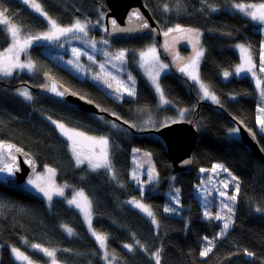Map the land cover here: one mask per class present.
Wrapping results in <instances>:
<instances>
[{
  "label": "trees",
  "instance_id": "obj_1",
  "mask_svg": "<svg viewBox=\"0 0 264 264\" xmlns=\"http://www.w3.org/2000/svg\"><path fill=\"white\" fill-rule=\"evenodd\" d=\"M38 2L62 26L70 25L77 18H90L94 22L106 13L105 0ZM233 2L237 0H144L163 32L177 24L204 31L200 78L210 86L219 103L202 101L194 84L175 71L160 78V86L172 107L160 109L150 86L140 75H137L135 97L116 101L89 79L90 38L75 34L62 37L54 44L34 43L30 50L36 65L33 73L0 78V141L12 142L29 152L38 168L45 165L54 168L59 184L85 192L92 204L94 229L107 235L109 253L120 264H155L152 253L157 250L161 264H264V164L241 141L238 132H232L237 128L236 121L242 122L255 133L264 152V132L256 123L259 101L250 77L225 79L221 76L239 63L234 45H251L253 54H259L264 30L231 11ZM164 5L168 6V12L164 11ZM210 5L218 10L211 11ZM0 9H7L9 18L27 33L47 30L44 18L19 0H0ZM76 36L81 38H74ZM153 40L113 42V49L130 50L128 66L135 72L138 52ZM9 44L10 38L0 31V51ZM73 48L84 53L78 61L72 54ZM69 60L74 62L69 64ZM45 74L93 101L100 111L106 109L108 114L114 113L113 116L123 122L135 125V129H144L139 113L145 110L153 120H160L177 119L180 116L175 109H186L184 119L192 121L198 130L192 171L174 173L163 141L146 133L152 129L131 132L116 123L117 127L112 128L111 119L105 115L86 114L46 93L33 91L31 87L43 84ZM20 86L32 90L30 102L14 94ZM49 117L92 135L103 134L97 128L109 133L113 176L106 170L92 172L84 166L77 167L67 140L58 133ZM99 117L107 122L101 125L96 121ZM133 149L151 154L158 174L156 191L147 190L141 196L140 188L132 180ZM213 161L223 164L239 182L234 223L225 236H218L221 231L218 221L204 216L209 205ZM202 168L206 171L201 172ZM176 189H179L178 204ZM128 199H141L150 206L158 221V230L150 219L124 204ZM252 206L261 210L254 212ZM165 207L175 208V211L165 212ZM63 225L72 228L74 235H67ZM204 237L213 242V250L206 257L199 253V246H207ZM31 244L56 249V259L64 264H104L81 216L63 198H55L48 209L40 197L21 187L0 183V264H18L9 247L27 250L26 245ZM125 244H131L133 251L125 250ZM28 252L36 261L48 262L41 253ZM247 252L254 255L249 256Z\"/></svg>",
  "mask_w": 264,
  "mask_h": 264
},
{
  "label": "snow or ice",
  "instance_id": "obj_2",
  "mask_svg": "<svg viewBox=\"0 0 264 264\" xmlns=\"http://www.w3.org/2000/svg\"><path fill=\"white\" fill-rule=\"evenodd\" d=\"M25 5H28L31 9H33L36 13L42 16L47 21V30L35 34H24L23 28L16 23H14L8 15L7 9H0V31H3L7 37L10 38L11 43L9 46L0 51V76L2 77H10L13 75L14 71L16 70H27V72L31 73L35 70L36 65L33 63L31 58H29L26 62L21 61V53H27V50L32 47L35 42L38 41H59L62 37H66L69 34L74 33H81L83 36L88 35L89 24L91 23L87 19L81 20L77 18L73 23L68 26H62L57 22L56 19L52 18L48 15L46 11L43 10L41 4L38 0H22ZM211 11H217L218 9L215 6H209ZM231 7L236 10L238 13L243 14L245 17L249 18L252 22L259 26V30H264V2H253V3H244V2H233ZM164 11L168 12L169 8L167 5H164ZM103 16V14H102ZM130 20L140 21L139 28L140 29H148L150 27L148 21L142 16V14L136 10L133 11L130 16ZM97 24L100 21L96 22ZM111 24L113 30L119 31H126L127 29L118 28L116 20H111ZM104 31H108L107 28ZM172 32H180V33H187L193 37V40H190L193 43V51L194 55L188 59V62L185 63L183 66L179 67V71L188 76L189 79L194 81L199 86V91L202 94V99H210L213 103H219V100L214 92L211 91L209 85L204 83L199 76V61L200 58L204 54V50L202 47H198L200 43V35L198 29L193 28H183L181 25L177 24L172 28H168L167 31L164 32V36H168L169 33ZM76 39H80L81 37L76 36ZM91 48L95 49L97 46V41L90 40L88 41ZM100 43L107 44V40H102ZM167 47V45H165ZM239 49L240 52V63L236 65L234 72H230L225 70L223 72L224 78H228L230 75L240 76L242 74H251V77L255 79V84L257 89L260 90V97L262 101H264V88L261 87L262 80L257 76V68L256 63L254 62L253 54L251 45L245 44H237L235 46ZM72 54L75 59L78 61L79 57L84 54L81 52L80 49L73 48ZM106 58L112 62V67L117 71L122 70V66L127 64L128 58V50L121 49L116 52H104L103 53ZM139 56V66L140 68L145 69L146 75L148 76L151 84L154 86L155 92L159 95L160 103L162 105L169 104L170 101L165 97L164 91L160 86L159 77L163 70L168 68L167 64H163L160 62L159 56L157 54V49L153 47H149L146 50H141L138 53ZM89 60H93L94 58L89 55ZM74 61L69 60L68 63L72 64ZM100 68L104 71L105 65L101 64ZM259 73H264V42H261L260 45V53H259ZM104 75L107 77L103 79L102 82L107 85L108 88L113 89V91L117 94V99H122L123 94H127L130 97H134L136 95L135 89V77L129 72L127 73V81L120 80L117 75H113L111 72H105ZM95 79H102L99 74H97ZM115 83V88H113V84ZM44 87L48 88V85H44ZM50 91L54 92L57 96H63L64 92L58 91L57 86L55 83H52ZM18 94L22 96L25 100L31 101L32 95L27 89L18 90ZM83 99V97H81ZM91 103V101H89ZM101 111H106V109H101ZM187 111L181 110L180 116L183 117L184 112ZM259 115L256 117V123L259 126L261 132H264V106H261L257 109ZM113 115H115L113 113ZM51 120V117L48 118ZM103 119L102 117L100 118ZM119 119V117H117ZM175 123L176 121H172ZM51 123L56 126V129L59 130L60 134L64 136L67 141L69 142L68 147L72 153V157L75 160L76 166L79 167L85 163L87 166L92 170L96 171L101 168L108 169L111 171L112 165L109 159V138L107 136H89L83 131H78L73 128H68L63 122L51 120ZM124 123H128V121H124ZM242 123V122H241ZM135 127V125H131ZM112 127H117V125L112 124ZM239 128L232 129L233 133L239 132ZM249 133L255 137V133L248 129ZM87 146L89 149L88 154H85L84 147ZM96 147H99V153H96L94 150ZM4 149H7V161L5 159ZM15 149L16 152L24 153L22 148H17L15 145L12 144H4L0 142V164L3 166L0 167V172H7L9 175H12L14 171H18L16 168V156L12 154V150ZM134 152H138L139 149H134ZM150 153H145V156L150 158ZM32 167L34 176L27 180V184L31 185L38 193H41L49 202L52 201L53 196H60L64 197L65 192L64 186H57L54 181L51 179L55 176L56 170L54 168L44 166L45 173H36L35 172V162L32 160L27 161ZM184 163H190V161H185ZM140 167V165H138ZM217 169H223L227 172V169L224 168L223 165L217 164L213 165L212 171L215 172ZM201 172L206 171L205 169H200ZM147 180L142 181L140 180L139 176L137 175L136 171L134 170L132 173V179L136 180L139 184H141V196L143 195V184L144 183H152L154 180L158 178V174L155 172L154 166H150L146 172ZM231 176V173H229ZM47 176V178H46ZM232 180L235 181L236 177H232ZM223 187L227 189L228 184L224 183ZM199 188V186H198ZM239 192V184H236L235 187V194L228 195L226 191H219V196L224 198V201H231L235 202L237 199V194ZM179 189H176V203H179L178 199ZM222 201V208L221 212H217L216 215L213 217L209 211H205L204 216L207 219H216L223 221L221 232L218 234L223 235L227 232L232 221V216L223 214V211L226 210L227 213H233V207L227 203ZM129 204L133 205L135 208L139 209L143 212L146 216L151 218V222L154 225H158V221L154 213L152 212L150 206L144 204L140 200H130L128 201ZM67 204L69 206H74L76 209L82 213L84 220L88 226L89 231L91 232L92 236L95 238L96 242L99 245L100 249H103V259L107 262V264H113V260H115V256H112L110 259V253L107 250V235L103 233H98L92 227V204L91 200L85 194L83 190L74 191L71 199H67ZM261 209L257 208V211ZM165 212H174L175 208L165 207ZM65 231L69 234H73V229L68 227L67 225L62 226ZM205 241H207V246L200 252V256L206 257L210 252L213 250V242L209 240L208 237H204ZM26 244L28 243L27 240L24 241ZM139 241H136V244L139 245ZM31 247L34 250H38L39 252L43 253L46 257L50 258V264H58L56 259V249H49L43 247L40 244H31ZM143 248V245H140ZM124 248H126L129 252L133 251V246L131 244H125ZM11 252L15 256L16 260L25 261L27 264H33V261L29 258V256L25 255L19 248L13 247ZM249 256L254 255L251 252L246 253ZM155 264H161L160 260V252L157 250L156 252L152 253Z\"/></svg>",
  "mask_w": 264,
  "mask_h": 264
},
{
  "label": "rangeland",
  "instance_id": "obj_3",
  "mask_svg": "<svg viewBox=\"0 0 264 264\" xmlns=\"http://www.w3.org/2000/svg\"><path fill=\"white\" fill-rule=\"evenodd\" d=\"M22 2V0H19ZM23 3V2H22ZM28 6V5H27ZM29 7V6H28ZM30 8V7H29ZM31 9V8H30ZM33 10V9H31ZM34 11V10H33ZM231 11L233 12H236L238 13L236 10H234L232 7H231ZM36 13V12H35ZM38 14V13H37ZM240 14V13H239ZM242 15L245 19L249 20L250 22H252L249 18L245 17L243 14H240ZM45 20V19H44ZM88 21H90L91 23L89 24V29H88V35L87 36H84V37H88L90 38V40H95L97 41V46L95 49L91 48V53L90 55L94 58V61L93 60H89V72H88V77L90 78V80L95 83L96 85H98L99 87H101L102 89H104L111 97H113L116 101H119L121 102L124 98H127V97H130L128 96L126 93L123 94V97L122 99H117V94L113 91V89L111 88H108L106 84H104L102 82L103 79H106L107 77L104 75L105 72H111L113 75H117L119 77L120 80H123V81H127V73H131L133 75V77H135V81L137 82V75H140L142 78L145 79V81L147 82V84L150 86L152 92L154 93V95L156 96L157 98V101H158V107L160 109H163V108H166V107H172L171 104H164L162 105L160 103V99H159V95L155 92V89H154V86L151 84V81L149 80L148 76L146 75V72H145V69L143 68H140L139 66V56H138V61L136 63V68L137 70L134 72L132 69L129 68L128 66V61H127V64L122 66V70L120 71H117L116 69H114L112 67V62L109 61L108 58H106L104 56V52H116L118 50H114L113 49V41H111L108 37H107V34H106V31H104V29L106 28L105 26V23H104V14L103 16L100 15L99 16V19L96 20V21H91V19H87ZM46 21V20H45ZM83 21V20H82ZM97 21H100L99 24H97L96 22ZM47 22V21H46ZM254 23V22H252ZM193 29H196V28H193ZM168 29H166L165 31H167ZM199 32L201 33L200 35V43H199V46L198 47H202V37H203V34H204V31L203 30H200L198 29ZM46 31V30H45ZM164 31V32H165ZM24 34H35V33H39V32H43V31H37L35 33H27L23 30ZM164 32H163V39H162V42L160 44H157L155 40L153 41H149L146 43V46L143 50H146L147 48L149 47H155L157 49V54L159 56V59H160V62L163 63V64H167L168 65V68L163 70L160 74V77H159V83H160V78L166 74V73H169L171 71H175L176 73H178L179 75H181L182 77L188 79L191 83L194 84V87L200 97V99L202 101H205V102H210V103H213L210 99H202V94L200 93L199 91V86L194 82L192 81L191 79L188 78L187 75L181 73L178 69L179 67L183 66L185 63L188 62V59L190 57H192L194 55V51H193V43L190 42V40H193V37L190 36L189 34L187 33H180V32H172V33H169V35L166 37L164 36ZM75 35H82L81 33H74ZM102 40H107L108 43L107 44H103V43H100V41ZM262 41L264 42V36L262 37ZM58 41H53V42H50L49 44H54V43H57ZM11 43V41H10ZM165 45H167V47H165ZM237 45V44H236ZM234 45L233 48L235 49V51L238 53L239 55V63L241 62L240 61V52H239V49H237ZM30 50H31V47L27 50V53H21V61H27L29 58H31V55H30ZM204 50V48H203ZM3 51V50H2ZM129 51L128 50V54H129ZM139 53V52H138ZM253 54V52H252ZM204 55V54H203ZM253 58H254V62L256 63L257 65V68L255 69L257 71V76L262 80V84H261V87L264 88V73H259L258 71V68H259V54L257 55H254L253 54ZM32 60V59H31ZM202 60H203V56L200 58V61H199V76H200V67H201V63H202ZM238 63V64H239ZM101 64H104L105 65V68H104V71L101 70L100 68V65ZM237 64V65H238ZM230 72H234V69L231 70ZM19 73H27V74H32L33 72L29 73L27 72V70H16L14 71L13 75L14 74H17L19 75ZM97 74H99L101 76L102 79H95L94 77L97 76ZM10 76V77H2L0 76V78H3V79H10L13 77ZM223 78V73L221 75ZM230 77H250L254 83V90H255V94L258 98V101H259V105H258V108L261 107V106H264V101H262L261 97H260V90L257 89L256 87V84H255V79L251 77V74H242L240 76H236V75H230L228 78ZM201 79V78H200ZM227 79V78H226ZM136 82H135V89H136ZM113 88H115V83L113 84ZM22 89H27L32 97H33V93H32V90L30 89V87L28 86H20L19 88H17L15 91H14V94L17 95L19 98H21L22 100L26 101V102H30L28 100H25L22 96H20L18 94V90H22ZM135 97V96H134ZM133 97V98H134ZM178 116H180V111L181 110H178V109H175ZM100 116V115H99ZM102 116V115H101ZM101 117L99 118H96V121L99 122L101 125L105 124V122H107L105 119H100ZM172 121H186L184 119V115L183 117H177V119H170V118H164V119H160V120H153V119H148L147 120V124H146V127L148 129H158V127H161V126H164V125H167L169 123H171ZM51 122V121H50ZM111 124H114L115 122L113 120H110ZM52 124V123H51ZM53 125V124H52ZM56 129V126L53 125ZM68 127V126H67ZM70 128V127H68ZM114 128V127H112ZM75 129V128H73ZM98 131L102 132L103 134L102 135H92V134H89V133H86L87 135L89 136H107L109 138V147H108V152H109V159L111 161V155H110V134L109 133H105V130L102 129V128H97ZM57 130V129H56ZM78 131H82L80 129H76ZM58 133L60 134L59 130H57ZM84 132V131H83ZM61 135V134H60ZM62 136V135H61ZM64 139H66L64 136H62ZM67 140V139H66ZM1 142V141H0ZM68 142V141H67ZM69 144V142H68ZM84 152L85 154H88L89 152V149L87 146L84 147ZM134 150V149H133ZM132 150V153H131V158H132V173L133 171L135 170L137 175L139 176L140 180L142 181H146L147 180V175H146V172L147 170L149 169L150 166H154V163H153V159L150 155V158L145 156V151H141L139 150L138 152H134ZM70 151V150H69ZM96 153H99L100 149L99 147H96L95 150H94ZM70 154L72 155L71 151H70ZM73 158V157H72ZM74 163H75V160L73 159ZM76 164V163H75ZM217 164H220L222 165L221 163H216L215 165ZM111 165H112V161H111ZM138 165H140V167H138ZM3 165L0 164V167H2ZM86 167L88 168L90 171H92L88 166H87V163L79 166V167ZM155 168V167H154ZM225 168V167H224ZM99 170H106L108 171L111 176H113V170L111 169V171H109L108 169H105V168H101V169H98L96 171H92V172H97ZM36 173H41V174H44L45 173V167H40V168H37L35 170ZM132 173H131V177H132ZM229 172L227 170V172H225L223 169H217L215 172H214V176H213V179H212V184H211V187L209 188V205H208V210L212 216L214 217L216 215L217 212H221V208H222V201H224V198L223 197H220L219 196V191H226L228 195H233L235 194V187H236V184L238 182V179L236 178L235 181L232 180V177L234 176L232 173H231V176L229 175ZM34 176V173L32 174V176L30 178H32ZM235 177V176H234ZM47 178V176H46ZM54 183L57 185V186H64V185H67V187L64 188V192H65V195L64 197H60V196H53V199L51 202H49L41 193H38L34 188H32L31 185H28L27 182L24 183L21 188L25 191H28L38 197H40L45 205L47 206V208H51L52 206V203H53V200L55 198H63L65 200V202L67 203V199H71L74 191H77L78 189H75L73 188L71 185H68V184H64V185H61L57 182L56 180V173H55V176L51 178ZM133 180V179H132ZM137 185L138 187L140 188L141 190V184H139L136 180H133ZM156 183H157V179L154 180L152 183H144L143 184V194L147 191V190H151V191H156L157 190V186H156ZM224 183H227L228 184V187L227 189H225L223 187V184ZM238 195V194H237ZM130 200H133V199H128L126 201H124V204L127 205L128 207L136 210L137 212H139L140 214H142L144 217H146L147 219H150V217L146 216L143 212H141L139 209L135 208L133 205L129 204L128 201ZM140 201H142L144 204L148 205L145 201L139 199ZM237 201V199H236ZM236 201L235 202H231V201H224V202H227L229 203L232 207H233V213L229 214L227 213L226 210L223 211V214L225 216L227 215H231L232 216V221L234 223V215H235V210H236ZM68 205V204H67ZM69 206V205H68ZM149 206V205H148ZM71 208H73L74 210H76L79 215L81 216L83 222H84V225L86 227V230L88 232V234L90 235V237L96 242L95 238L92 236L91 232L89 231L88 229V226L84 220V217L82 215V213H80V211L78 209H76L74 206H69ZM91 212H92V227L94 229V226H93V211H92V208H91ZM212 220H215V221H218L220 224H221V227H222V224H223V221H220V220H216V219H212ZM233 223L231 224V226L229 227V229L233 226ZM154 225V224H153ZM69 227V226H68ZM154 227L156 228V230H158V225H154ZM63 231L69 235L65 229L62 227ZM228 229V230H229ZM227 230V231H228ZM96 231V230H95ZM221 232V231H220ZM227 233V232H226ZM223 234V235H220V236H225L226 235ZM74 235V232L72 235H69V236H73ZM97 246H98V249H99V252H100V259L101 261L104 263V264H107V262L102 258L103 257V252L104 250L103 249H100L99 248V245L98 243L96 242ZM28 246L27 247V250H22L20 249L22 252L25 253V255L29 256V258L33 261V264H43V263H40L38 261H36L34 258H32L29 254L28 251L30 252H38V253H41L39 252L38 250H34L31 245H26ZM13 247H9L10 251ZM125 250H127L126 248H124ZM107 250H108V243H107ZM128 251V250H127ZM109 252V250H108ZM14 260L16 261V263L18 264H27V262L25 261H19V260H16L15 256L13 255V253L11 252ZM43 256H45L43 253H41ZM111 254V253H110ZM112 256L114 255H110V259L112 258ZM46 257V256H45ZM48 259V262L46 264H50V258L49 257H46ZM116 258V257H115ZM155 260V259H154ZM58 261V260H57ZM58 264H64V263H61L58 261ZM113 264H120L118 259L116 258L115 260H113Z\"/></svg>",
  "mask_w": 264,
  "mask_h": 264
},
{
  "label": "water",
  "instance_id": "obj_4",
  "mask_svg": "<svg viewBox=\"0 0 264 264\" xmlns=\"http://www.w3.org/2000/svg\"><path fill=\"white\" fill-rule=\"evenodd\" d=\"M106 13L104 15V23L108 31L107 37L113 42L132 41L155 39L158 44L162 42L163 30L160 23L155 19L150 10L146 7L144 0H105ZM138 10L142 16L148 21L150 27L148 29H140V21L130 20L129 16L133 11ZM116 20L118 28L127 29L126 31L113 30L111 20ZM47 44V41H38L35 44ZM52 83H55L57 90L64 92L63 96H57L49 88ZM44 85H48L46 88ZM35 92H43L52 98L73 106L83 113L90 115H105L97 107L81 99L75 93L64 87L59 81L54 79L49 74L43 76V84L39 87H31ZM238 132L241 141L252 151V153L261 161L264 162V152L261 150L256 137H253L241 122L236 121ZM146 133L158 136L165 144L169 156L172 160L175 172H191L193 169V150L198 139V130L192 121H176L167 125L161 126L158 129L146 131ZM4 144H12L17 148L18 145L12 142H4ZM24 150V149H23ZM5 159L7 158V149H4ZM27 155L12 150V154L16 156V168L12 175L7 172H0V183L15 187H21L32 176L33 167L27 162L29 159L35 162V170L38 168V163L34 156L24 150ZM190 161V163H184ZM6 162H11L7 161Z\"/></svg>",
  "mask_w": 264,
  "mask_h": 264
},
{
  "label": "bare ground",
  "instance_id": "obj_5",
  "mask_svg": "<svg viewBox=\"0 0 264 264\" xmlns=\"http://www.w3.org/2000/svg\"><path fill=\"white\" fill-rule=\"evenodd\" d=\"M90 79V78H89ZM63 85V84H62ZM64 86V85H63ZM64 87H66V86H64ZM67 88V87H66ZM67 89H69V88H67ZM70 91H72L71 89H69ZM196 90V89H195ZM73 93H75L77 96H79V97H83V96H81V95H79V94H77L76 92H74V91H72ZM154 94V93H153ZM156 97V96H155ZM83 99H85L86 101H91V100H89V99H87V98H85V97H83ZM156 101H157V98H156ZM91 103L92 104H94L96 107H97V109H99L100 110V108L97 106V104H95L93 101H91ZM157 103H158V101H157ZM101 112H103V114H105V116H107L108 118H110L111 120H113L117 125H119V126H121L122 128H126V129H128V130H130L131 132H137L138 130H140V131H143L144 129H146L147 127H146V124H147V120L148 119H152V116L149 114V113H147V110H145V111H143L142 113H139V116L140 117H143V122H142V126H143V130L142 129H135L134 127H132L131 125H129L128 123L126 124V123H124L121 119H117V117L116 116H113V115H110V114H108L107 112H105V111H101ZM154 113H155V111H153ZM145 113H147V115L145 114ZM169 154V153H168ZM171 159V158H170ZM261 161V160H260ZM215 161H213L212 163H214ZM263 164H264V162L263 161H261ZM171 163H172V160H171ZM216 163H214L213 165H215ZM213 165H212V168H213ZM223 165V164H222ZM224 166V165H223ZM225 167V166H224ZM172 168H173V171H174V173H176V174H182L183 172H175V169H174V166H173V163H172ZM226 168V167H225ZM227 169V168H226ZM228 170V169H227ZM213 176H214V172L213 171H211V174H210V187H211V184H212V179H213ZM239 194V193H238ZM237 198H238V195H237ZM236 203H237V201H236ZM252 207H254V209H253V211L255 212L256 210H257V208H258V206H252ZM49 209V208H48ZM124 247V246H123ZM204 247H206V246H199V253L204 249Z\"/></svg>",
  "mask_w": 264,
  "mask_h": 264
},
{
  "label": "crops",
  "instance_id": "obj_6",
  "mask_svg": "<svg viewBox=\"0 0 264 264\" xmlns=\"http://www.w3.org/2000/svg\"><path fill=\"white\" fill-rule=\"evenodd\" d=\"M261 42H263V41H261ZM259 53H260V49H259Z\"/></svg>",
  "mask_w": 264,
  "mask_h": 264
}]
</instances>
